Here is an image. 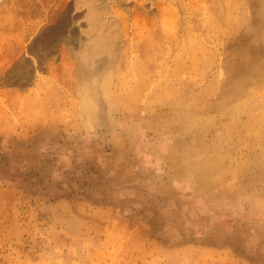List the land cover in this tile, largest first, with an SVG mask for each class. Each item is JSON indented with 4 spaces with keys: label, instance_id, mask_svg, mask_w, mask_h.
<instances>
[{
    "label": "rangeland",
    "instance_id": "374dc122",
    "mask_svg": "<svg viewBox=\"0 0 264 264\" xmlns=\"http://www.w3.org/2000/svg\"><path fill=\"white\" fill-rule=\"evenodd\" d=\"M71 1L0 0V264H264V0Z\"/></svg>",
    "mask_w": 264,
    "mask_h": 264
},
{
    "label": "bare ground",
    "instance_id": "6f19581e",
    "mask_svg": "<svg viewBox=\"0 0 264 264\" xmlns=\"http://www.w3.org/2000/svg\"><path fill=\"white\" fill-rule=\"evenodd\" d=\"M65 1V0H64ZM73 1V0H72ZM71 1V2H72ZM75 1V0H74ZM84 1V0H83ZM102 0H100V2H101ZM105 1V0H104ZM106 1H108V0H106ZM110 1V0H109ZM117 1V0H116ZM119 1V0H118ZM122 1H124V0H122ZM121 1V2H122ZM129 1V0H128ZM131 2H132V0H130ZM134 1V0H133ZM137 1V0H136ZM139 1H141V0H139ZM156 1V0H155ZM158 1V0H157ZM163 1V0H162ZM162 1H161V3H162ZM175 1V0H174ZM235 1V0H234ZM242 1V0H241ZM61 2H62V0H61ZM70 2V1H69ZM69 2H67V3H69ZM91 2H92V0H91ZM98 3H100L99 1H97ZM111 2V1H110ZM109 2V3H110ZM126 2V1H125ZM152 2V1H151ZM167 2V1H166ZM190 2V1H189ZM194 2V1H193ZM197 2H198V4L197 5H194L195 6V10H198V9H200L201 8V6L200 5H203V2L204 3H206V2H208V3H210V5H211V7H212V10L214 11L215 10V8H217L216 6L217 5H220L221 7H218V9L219 8H221V11H220V15H214V16H211V15H213L211 12L209 13L210 14V16L211 17H208V19L207 20H205L204 22H200V23H198V22H196V24H195V26H196V29L197 28H201L200 30H202L203 28L206 30V31H208V32H212V31H217V28L218 27H220V25H224V27L226 28V32H227V35H226V37L225 38H227V47L229 46V38H230V30H231V27H232V24L233 23H231V21H232V14H233V8H232V6H233V0H197ZM245 2H247V1H245ZM263 2V1H262ZM60 3V2H59ZM77 5L79 4V3H83V2H78V1H76L75 2ZM89 3V2H88ZM96 3V2H95ZM106 3V2H105ZM104 3V4H105ZM120 3V2H119ZM128 3V2H127ZM130 3V2H129ZM128 3V4H129ZM139 3H141V2H139ZM154 3H157V2H154ZM176 3H179V4H181L182 3V0H177V2ZM65 4V3H64ZM90 4V3H89ZM127 4V5H128ZM137 4V3H136ZM143 4L145 5V3L143 2ZM158 4V3H157ZM156 4V5H157ZM239 4H240V2H239ZM242 4V3H241ZM243 4H244V2H243ZM57 5V4H56ZM59 5H62V4H59ZM76 5V6H77ZM84 5H86V4H84ZM97 5H100V4H97ZM126 5V4H125ZM130 5V4H129ZM140 5V4H139ZM138 5V6H139ZM142 5V4H141ZM148 5V4H147ZM152 5V4H151ZM155 5V4H154ZM156 5H155V7H156ZM89 6H92L91 4L89 5ZM95 6V5H94ZM112 6V5H111ZM134 6V5H133ZM136 6V5H135ZM168 7L170 6V5H167ZM187 6V5H186ZM204 6H205V4H204ZM249 6V5H248ZM247 6V7H248ZM264 6V5H263ZM64 7V6H63ZM78 7H80V6H78ZM97 7V6H96ZM115 7V6H114ZM130 7V6H129ZM128 7V8H129ZM152 7V6H151ZM154 7V8H155ZM181 7H183V6H181ZM242 7V6H241ZM90 8V7H89ZM102 9H103V6L101 7ZM110 8V7H109ZM112 8V7H111ZM127 8V9H128ZM135 8V7H134ZM150 8V7H149ZM188 8V7H187ZM204 8V7H203ZM243 8V7H242ZM258 8H259V6H258ZM62 9V11L63 12H65L64 10H63V8H60V10ZM108 9V8H107ZM126 9V10H127ZM202 9V8H201ZM205 9V8H204ZM217 9V10H218ZM244 9V8H243ZM90 10V9H89ZM92 10H93V8H92ZM97 10H100V9H97ZM105 10H106V8H105ZM131 10V9H130ZM137 10V9H136ZM151 10V9H150ZM152 10H153V8H152ZM155 10H157L158 12H156V13H159V12H161V8L158 6L157 7V9H155ZM260 10V9H259ZM263 10V9H262ZM108 11V10H107ZM106 11V12H107ZM109 11H110V9H109ZM108 11V12H109ZM112 11V10H111ZM114 11V10H113ZM118 11V10H117ZM129 11V10H128ZM133 11V10H132ZM187 11V10H186ZM88 12V11H87ZM93 12H96L95 14H97V11H93ZM102 12H103V10H102ZM101 12V13H102ZM121 12V11H120ZM139 12V11H138ZM150 12V11H149ZM169 12V11H168ZM218 12V11H217ZM261 12V11H260ZM262 12H264V11H262ZM92 13V12H91ZM101 13H100V15H101ZM104 13V12H103ZM116 13V12H115ZM123 13V12H122ZM60 14H62V13H60ZM108 14V13H107ZM121 14V13H120ZM149 14V13H148ZM195 14V13H194ZM64 15V14H63ZM93 15V14H92ZM111 15H112V13H111ZM113 15H114V13H113ZM117 15V14H116ZM127 15V14H126ZM131 15V14H130ZM197 15V14H196ZM87 16H89V14L87 15ZM96 16H98V15H96ZM95 16V17H96ZM110 16V15H109ZM147 16V15H146ZM190 16V15H189ZM103 17V16H102ZM121 17H122V15H121ZM129 17V16H128ZM148 17V16H147ZM195 17V16H194ZM260 17V16H259ZM91 19H92V17H90ZM110 18V17H109ZM115 18H116V16H115ZM130 18V17H129ZM149 18V17H148ZM147 18V19H148ZM98 18H96L95 20H94V22L97 20ZM101 19V18H100ZM119 19H120V17H119ZM126 19V18H125ZM152 19V18H151ZM150 19V20H151ZM188 19V18H187ZM195 19V18H194ZM121 20V19H120ZM135 20V19H134ZM143 20V19H142ZM93 20H91V22H92ZM98 21H99V19H98ZM107 21V20H106ZM112 21H114V20H112ZM153 21V20H152ZM196 21H197V19H196ZM93 22V23H94ZM115 22V21H114ZM120 22V21H119ZM143 22V21H142ZM166 22V21H165ZM187 22V21H186ZM192 22H193V20H192ZM195 22V21H194ZM96 23V22H95ZM94 23V24H95ZM108 23H109V21H108ZM145 23V22H144ZM96 24H98V23H96ZM118 24V23H117ZM116 24V26H118ZM142 24V23H141ZM151 24H152V22H151ZM156 25V24H155ZM106 26V25H105ZM109 26V25H108ZM127 26V25H126ZM144 27H146L145 25H143ZM151 26V25H150ZM154 26V25H153ZM159 26V25H158ZM194 25H193V27H195ZM96 27V26H95ZM94 27V28H95ZM149 27V26H148ZM156 27H157V25H156ZM104 28V27H103ZM111 28H112V24H111ZM154 28V27H153ZM190 27L188 26V29H189ZM118 29V28H117ZM193 29V28H192ZM119 30V29H118ZM121 30V29H120ZM128 30V29H127ZM150 30V29H149ZM124 31V30H123ZM119 32V31H118ZM153 32H154V29H153ZM229 32V33H228ZM127 34V33H126ZM217 34V33H216ZM211 37V36H210ZM214 37V36H213ZM118 38V37H117ZM126 39V38H125ZM210 39V38H209ZM215 40V39H214ZM113 42V41H112ZM211 42H213L212 40H211ZM215 42V41H214ZM213 42V43H214ZM99 44H100V41H99ZM113 44H114V42H113ZM101 49V48H100ZM94 50V49H93ZM95 51V50H94ZM228 51V50H227ZM92 52V51H91ZM96 52H97V50H96ZM89 57V56H88ZM211 61V60H210ZM213 61V60H212ZM212 63V62H211Z\"/></svg>",
    "mask_w": 264,
    "mask_h": 264
}]
</instances>
